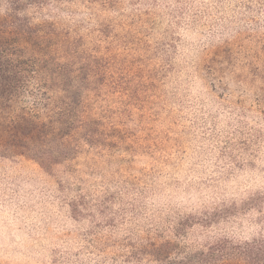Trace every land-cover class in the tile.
Returning a JSON list of instances; mask_svg holds the SVG:
<instances>
[{
    "label": "rangeland",
    "instance_id": "rangeland-1",
    "mask_svg": "<svg viewBox=\"0 0 264 264\" xmlns=\"http://www.w3.org/2000/svg\"><path fill=\"white\" fill-rule=\"evenodd\" d=\"M26 15L53 26L48 51L85 125L51 165L0 155V264H166L144 246L264 243V0L52 1Z\"/></svg>",
    "mask_w": 264,
    "mask_h": 264
},
{
    "label": "trees",
    "instance_id": "trees-1",
    "mask_svg": "<svg viewBox=\"0 0 264 264\" xmlns=\"http://www.w3.org/2000/svg\"><path fill=\"white\" fill-rule=\"evenodd\" d=\"M70 0H0V155H24L51 165L73 153L80 99L70 90L68 66L48 51L55 34L51 24H33L30 7ZM59 91L64 92L61 96ZM30 98H33L31 101ZM90 141V133L84 134ZM186 225L176 238L186 235ZM143 250L166 264H264V243L216 238L193 250L172 239L149 242Z\"/></svg>",
    "mask_w": 264,
    "mask_h": 264
}]
</instances>
